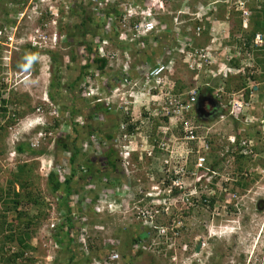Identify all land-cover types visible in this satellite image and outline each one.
<instances>
[{
	"label": "rangeland",
	"instance_id": "rangeland-1",
	"mask_svg": "<svg viewBox=\"0 0 264 264\" xmlns=\"http://www.w3.org/2000/svg\"><path fill=\"white\" fill-rule=\"evenodd\" d=\"M31 1L32 0H0V27L4 30L5 35L14 36L13 42H8V44L3 43L4 40L0 39V85H3L1 89L3 93L2 98L6 100L10 99L14 102L9 105V108L12 112H15L16 115L13 117L12 113L9 114V119L8 115L0 118V124L6 127L5 131L2 132L3 142L0 141V192L8 188L12 170L22 162V159H28L27 155H16L15 157L12 155L14 154V147L18 139L21 141H31L30 144H32L34 141L31 139L36 137L38 132L42 131L40 127L33 129V127L31 128L30 126L36 122L43 124L47 122L46 124L51 126L56 117L49 115L50 110L55 108V110H59L58 113L62 112L65 115V105L68 104L71 106L74 97L78 94L79 97L83 98V104L93 101L90 106L96 105V101L92 98L85 99L83 97L84 86L94 88L96 87L94 85L95 82L101 83L98 78L94 76L90 78L88 76L86 80L83 79L82 82H80L76 94L68 89L69 84L74 82L81 63L86 61L84 59L85 57L81 58L78 55V48L83 47V42L94 40L91 35H88L87 38H82L78 35L76 40H73L71 43H65V32L81 21L79 12L77 11L78 13H74L73 11V9H78L79 1L54 0L52 3L40 2L36 11L34 9L35 4L31 3ZM184 1L186 0L182 2ZM197 3L192 2V5ZM174 5L178 6L179 2L176 1ZM85 8H87L85 17H92V14H94L92 9L89 7ZM46 9L49 10V13L50 9H53L56 14L52 15L45 13L43 16L38 14ZM56 19H58V22L55 26L52 20ZM94 19H96L98 23L100 22L97 15H95ZM78 25L80 29H82V26L80 24ZM60 27L63 29L62 31ZM40 29L43 34H46L48 40L50 39L51 41L49 42L48 48L45 50L40 49L38 46L37 55H35L32 48L35 49L36 47L29 45L27 40L28 36L31 34L38 36L39 33L37 30ZM76 30L78 31L79 29ZM250 30L251 28L246 31L249 32ZM55 33H58V44H54L55 46L52 45L53 48H50L51 42H54ZM224 34L226 36L227 31ZM97 35L100 34L97 33ZM61 41H64V43ZM171 44L173 48L176 45L173 41ZM148 51L149 49L138 56L139 60H136L137 64H144L146 62L144 60L146 54L152 57V59L149 60L150 62L152 61V63L158 61L160 54L164 57V53H161V51L156 50L154 54H150ZM240 51L241 56L245 55V58L242 59L246 62L247 54L242 53V50ZM51 54H55L54 57H56L57 63ZM72 56H75V60H72ZM115 64L114 66L107 67L106 78H108L107 80H109L110 86H113V82L118 80V74L115 72L118 71V67ZM247 65L251 70H253L252 67H256L252 66V62L247 63ZM94 70L95 69L92 68L89 72H94ZM53 72H57V76L60 75L62 84L64 85V89L61 88L56 90V92H61L57 97V102L52 101L49 97L51 81L54 75ZM176 74L178 78L187 82L185 83L186 90L195 86L196 83L194 81L196 79L192 78V72L188 70L186 66H183L181 62L178 63ZM110 76L112 79L111 82L109 79ZM66 87L67 89H65ZM79 89H81L80 93ZM227 101L228 100H226V102ZM114 102L113 110L118 113L120 110L119 105L117 100ZM39 107L42 108L40 114L37 110ZM82 111H84L83 107L81 108V113ZM145 112L146 111L136 108L131 114H135V118H139L140 120L138 122L142 123L140 132L143 133V137L154 128L153 124L155 121L159 122V126L157 125L155 131L157 138L163 137L161 130H164V126H167V128L171 130L169 121H167L166 124L164 120H161V122L156 120V118L161 119V117L157 115L158 111L153 109V107L150 112L156 117L153 118L151 121L152 123L148 125L147 121L149 120L147 118L152 117L148 116L144 118ZM148 114L149 112L147 115ZM251 114L256 117L264 115V101L259 102L258 106ZM38 116L42 117L37 118ZM80 116L83 115L81 114ZM114 116L116 118V123L118 119L121 122L123 121L120 115L114 114ZM262 117L264 119V116H261V118ZM11 118L16 119V121L13 123ZM239 120L240 126L246 128L249 126L247 125V122H249L248 120H250L249 117H242V115H239ZM91 123L96 124L98 128H102V131H99L97 134L98 144H100L98 147H100V150L97 151L95 149L94 153L88 152L87 156L88 159L92 160L93 164L96 165V169H100L99 162L104 158V156L101 155L108 151V147L102 144L107 141V135L110 133L107 132L115 123H113L112 119H109V116L104 117L103 113L97 115L95 120L91 121ZM204 125L211 128L210 134L212 137L210 138L214 140V144H212L213 148L210 146L211 152L209 154L207 166L210 167L209 164L217 162L215 168L217 173L215 175L212 173H210V175L206 174V176L202 177L200 188H215V205L212 208L201 206L195 210L188 211L187 216L184 215L185 223L184 227L181 229V235L171 239L174 247L172 245L171 247L169 246L170 240L160 237L158 232L156 234V231H152L151 228L148 229L145 227L146 230L145 228L142 229L144 232L146 231L147 234L145 236L147 241L142 244V254L134 255L131 251H127V255L133 257V264H264V157L260 158L255 156L252 158L251 155H247L248 157L250 156L252 160L245 156L246 160L244 161L239 160L237 154L234 153V151L238 152L237 148L230 151L229 148L231 143L228 138L229 136H235L237 134L235 130L236 123L233 121L232 117L223 119L217 116L213 120H207ZM248 131L250 130L248 129ZM248 131L242 130L239 132L242 140L249 139V137L255 139L250 136V132ZM251 132L254 135L256 134L255 130H251ZM142 136H138L137 140H134L132 148H139V145L143 143ZM175 136H178V132H175ZM261 136H263L261 138H263L264 144L263 133ZM99 137L104 139V142ZM164 138L168 142H171H169L171 144L169 148L172 149V143H174V141L172 142V135L170 134L167 137L164 136ZM49 141L47 140L41 143V148L49 149L54 152L55 143L54 141ZM253 144L255 146L259 145L257 139H255ZM123 146L124 142L122 143V147ZM117 147H119V145ZM118 151H120V149ZM260 155H264V152H260ZM44 156L46 159L51 158L55 161V157L52 154L43 155L39 158L41 159ZM140 157H142L141 152L132 156L130 159L131 166L127 168L128 171L124 170L123 173L122 168H125V166L122 163L121 168H119V173L124 175H121L123 178L120 186H128V190L132 189L134 195L139 194L142 189L144 192L149 191L148 188H150L151 185H155L160 180V178L157 179L160 175L156 172L159 166L158 160L147 159L143 156L142 161ZM157 157L162 158V155L159 154ZM41 162L42 160L37 159L36 165L38 167L35 169V175L37 174L39 177H37L36 181L33 183V189H36L38 192L40 190L41 195L45 197L47 203V199L51 200L53 198L46 189V181L43 179L45 177L40 175L39 168ZM150 170H152L153 173L155 172V178L153 177V179H149L150 175H147ZM238 180H242L244 184H247V187L242 189L237 187L234 182ZM224 183L227 184L225 187L223 186ZM76 188L78 189L79 186L77 185ZM76 198L79 197H75L72 200L71 206H75L74 201H76ZM72 203H74V205ZM92 207L93 206L90 207V210L88 209L89 213L87 220V222H89V253L87 257L78 254L77 259H73L71 264H91L94 258H105L107 254L110 253V248L105 246L108 240H117V244L120 242V244H122L124 240L128 243L130 234H127L128 237H124L122 235L123 230L130 229L131 234H138L139 231H141L138 230V226L141 228L144 227L140 225L139 221L135 220V211L131 206H119V208L121 207L120 213H116V215H114V213L104 214L98 218L97 215L94 216L91 212ZM72 208L71 211H73ZM184 210L185 208H183V211ZM27 212L33 213L34 210L28 208ZM42 212L44 213V211ZM45 213V217L43 215L39 216L41 225L38 229L36 227L38 231L32 240V244L38 246L35 247L34 253L30 252L32 253L31 256L35 257L36 260L39 261V264H53L54 262L56 264H69L71 253L66 250L62 251L53 244V231L49 229L48 225L54 215L53 207L48 203ZM35 214H37L36 211ZM99 219L103 220V222L100 221V223H98ZM160 222L163 225L167 223L164 219ZM72 223L74 225L76 223L78 224V222L75 223L73 219ZM83 225H85V222H83ZM151 231L152 233H150ZM200 239L206 244L202 245L199 253H196V243ZM1 245L2 243L0 242V246ZM118 246L120 247V245ZM122 246L125 248L124 244H122ZM6 248H12V251H16L17 249L16 246L12 247L10 245H6ZM49 250L51 251L50 253L48 252ZM49 255L53 256L51 260ZM175 256L176 259L173 260L172 258Z\"/></svg>",
	"mask_w": 264,
	"mask_h": 264
},
{
	"label": "built area",
	"instance_id": "built-area-1",
	"mask_svg": "<svg viewBox=\"0 0 264 264\" xmlns=\"http://www.w3.org/2000/svg\"><path fill=\"white\" fill-rule=\"evenodd\" d=\"M78 1L85 7L91 8L92 12L98 14L97 16L100 15L102 20L106 18V10L118 9L108 20L106 19L104 31L107 32V36H110V38L115 37L116 41L124 42L125 46L126 44L131 45L134 43L136 47L144 49L146 46L142 43L143 38L165 33L168 30L173 32L177 37L176 43L178 44L172 49V52L164 49V57H160L155 64H142L137 70L133 69L134 57L130 52L116 48L111 40H108L107 37L104 38L97 46L98 55L101 58L105 57L109 60V67L114 66L116 63L118 71L115 72H119L120 78H117L118 80L113 82L114 86L110 90V95H107V93L103 94L102 90H106V88L98 85L99 82H95L94 85L96 87L94 88L84 86V96L87 98L99 96L97 101L105 102L107 105H110V108L111 104L117 100L120 108L119 111L124 116H130L136 108L149 111L150 116L152 115L150 110L153 107V109L158 111L157 115L161 118H168L171 130L167 126H164V130H161L163 137L154 139L153 143L148 142L152 138L150 135L146 134L144 137L142 136L143 133L140 132L141 125H138V127L128 133L125 132L128 124H122L123 135L112 142L107 141L102 144L107 147L111 145L117 147L119 145L122 163L125 168H128L134 149L132 148L133 142L137 140L138 136H142L143 143L139 145V150L144 156L146 155L147 159L158 160L159 166L156 172L160 175L157 178H160V180L155 185H151L148 188L149 191L143 192L140 190V193L135 195L132 189L128 190V186H123L127 191L123 193L124 197L118 196L119 198L122 197V203L120 204H118L117 199L111 198L108 194L101 193L96 205H94V213L100 216L109 213L116 215V213H120L121 211V207L119 208V206H131L132 202H136V206L132 207L135 211V220L143 222L145 227L156 231V234L158 232L160 237L170 240L169 246L171 247L172 245L174 247L171 239L181 235V229L185 223L184 215L187 216L188 211L195 210L201 206L212 208L210 202L215 195L214 189L209 187L201 189L200 185L202 177L206 176V174L210 175L212 173L215 175L217 173L216 170L207 166L211 152V144L208 142L211 137V128L193 117L199 95L198 87H196L197 83L190 90L177 92L178 77L176 68L178 63L181 62L192 73H198L195 75L196 80L202 73L208 72L213 77H217L221 74L228 76L231 72L243 70V67L240 68L241 70L230 67V62L236 57L233 51L239 55L241 54L239 52L241 49L237 45L230 47L223 45L222 49L217 46L216 48L212 47V45L216 42L225 44L226 41L230 40L232 28L230 26L231 11L239 13L244 30L252 29L253 12L250 7L252 0H199L194 5L190 4L188 0L184 1L177 9L172 7L173 4L171 2H166L167 0H142L139 2L136 0ZM50 10L53 15L56 14L53 9ZM57 22L58 19L52 20L55 26ZM207 27H210L209 31L207 30L209 32L208 43L207 39L203 36ZM41 31V29L37 30L39 33L37 37L30 36V41L34 46H39L40 49L45 50L48 48L51 40H48L46 34H43ZM226 31L227 37L224 34ZM57 35L55 33L54 42H51L50 48H53L52 45L58 44ZM13 40L14 36L9 37L10 42H13ZM150 43H152V40H150ZM251 49L252 51L248 54L250 58H254L255 52L264 49V30L255 34ZM173 52H177V56L181 57L177 58V60L173 59L171 57ZM205 65L207 67L219 65V70L215 71L211 67H205ZM94 77L102 81L104 86L109 81L106 78V74L100 72L95 73ZM250 88L252 91L248 99H245L243 91L239 94L228 95L227 103L221 105L223 111L227 112L226 116L222 118L234 117V119L239 120V115L249 117L250 120H248L247 125L253 124L255 129L252 130L256 131L258 129L264 135V119L259 124V118L251 114L258 103L255 94L258 87L254 83H251ZM220 91H223V88L217 90V92ZM37 110L41 112L42 108L39 107ZM49 115L56 116L58 115V111L53 109L49 112ZM153 117L156 116L153 115ZM138 121L139 118L132 116L131 124ZM64 129L62 128L61 131ZM175 132H178V136H175ZM170 134L173 137L172 142L174 141L172 149L169 148L171 142L169 141V143L164 138V136L167 137ZM47 135L49 137L52 136L51 133L40 132L38 136L34 137V142L31 146L34 149L39 148L41 141ZM97 138L96 135L91 136L93 145L91 146L88 142L86 144V151L94 153L95 149L97 151L100 150ZM228 139L231 145L237 144V136H229ZM240 141L241 145L249 144L251 146L254 143L250 137L249 139H240ZM123 142L124 146L122 147ZM154 142L157 145H154ZM155 148L159 150L156 152ZM236 148L238 150V147ZM230 151L233 150L231 149ZM249 153H252L251 149ZM159 154L162 155V158L157 157ZM12 155H16V152ZM140 158L143 160L142 157ZM38 160H42L39 168L42 177H48L52 171H55L58 175L64 173L63 168L56 166L53 159H46L44 156L41 159L38 158ZM63 165L64 167L67 166V160L63 161ZM154 173L152 170L147 173V175H150L149 179H153ZM203 194H206V198H202ZM71 202L70 208L73 207L72 214L77 215L75 209L77 208V202L74 201L75 206H71ZM142 202L145 203V208L140 207L139 204ZM47 203L53 207L54 217L48 225L49 229L53 231L65 219L62 212L56 209L59 204L57 198L47 199ZM74 203L72 204L74 205ZM183 208H185L184 211ZM82 211L80 214L83 216L81 228L78 229L77 234L73 233L72 236L76 238V251L78 254L87 257L89 253V222H87L89 212L86 206ZM162 219L167 221L166 225L158 224V221ZM83 222H85V225H83ZM53 244L55 247H58L56 242H53ZM117 245V240H108L105 246L116 250L110 251L105 258H94L91 264H127L118 251ZM48 252L50 253L51 251L49 250ZM49 257L51 260L53 256L49 255ZM172 259L175 260L176 256Z\"/></svg>",
	"mask_w": 264,
	"mask_h": 264
},
{
	"label": "trees",
	"instance_id": "trees-1",
	"mask_svg": "<svg viewBox=\"0 0 264 264\" xmlns=\"http://www.w3.org/2000/svg\"><path fill=\"white\" fill-rule=\"evenodd\" d=\"M137 2L142 0H136ZM179 2V5H174L175 2ZM183 0H167L166 2H171L173 5L172 7L174 9H177V7H180L181 2ZM79 7L78 9L74 10V13L79 12V17L81 18L80 24L82 29H80L78 24H75L72 26V28L68 29L67 32H65L66 40L65 43H71L73 40H76L77 36L84 38L88 35L92 36V39L89 40V42H83V47L78 48V55L81 58H84L86 61L84 63H81L79 72H77L75 76L74 82L70 83L68 86V89L72 92H75L78 90L80 82H82L83 79H87L89 77H93L95 73L100 72L102 74L107 75V67H109V60L105 57L101 58L98 55L97 46L100 42L103 41L104 38L107 37L108 40H111L116 46V48L122 50V51H131L130 54L137 56L136 60L138 59V56L144 52H146L149 49V53L154 54L156 50L161 51V53H164L165 47L167 45L171 44L172 41L175 44L177 42L176 35L168 30L165 33H160L158 35H152L149 38H143L142 43L146 46L143 48L136 47V44L132 43L124 45V42L116 41L115 37L107 36V32L104 31L107 20L111 17L113 13H116L118 9H110L106 10V18L102 20L101 16H97L98 19H100L99 23L97 22L95 18V15H98L97 13L92 14V17L86 16L87 8L82 3H78ZM77 5V6H78ZM251 11L253 12L252 15V29L248 32L244 30V28L241 25V20L239 18V13L237 11H231V38L230 40L226 41L225 44H220L219 42H216L212 47H219L222 49V46H232L237 45L239 49H241L243 52L247 54L246 62L240 58L237 59L236 57L230 62V67H235L237 69L242 68L245 66V72L243 70L239 72H231L228 76L219 75L217 77H213L210 73H202L195 83H197L198 86V93H203V95H212L213 97L220 98L223 103H227L226 100H228V97L223 95H229V94H239L240 92H244L245 99L249 98L250 92L252 91L250 88V82L253 81L257 86L258 90L255 92L256 98L258 99L257 106L259 102L264 101V49H260L259 51L255 52L254 55L257 56V61L253 62L248 58V54L252 51L251 45L253 38L256 33L262 32L264 30V0H252L251 1ZM80 9V10H79ZM173 9V10H174ZM78 11V12H77ZM107 19V20H106ZM80 20V19H79ZM1 28V27H0ZM61 31L63 30L60 27ZM76 29H79L78 31ZM209 29L210 27H207L206 30L203 33V36L207 39V43L209 42ZM208 30V31H207ZM98 31V32H97ZM104 31V32H103ZM100 34V35H97ZM150 40H152V43H150ZM169 41V42H168ZM64 43V41H61ZM169 43V44H168ZM178 46V45H177ZM180 46V45H179ZM30 47V46H29ZM169 50L172 52L173 47H168ZM114 49V47H113ZM34 50L35 55H37V49L32 48ZM241 53V51H239ZM51 53V52H50ZM234 55L237 56V52H234ZM174 54V55H173ZM53 56V59L56 60L55 54H51ZM173 55V56H172ZM177 52H173L171 54V57L175 60L177 58H180L181 56H177ZM238 57L240 55L238 54ZM145 59L151 60L152 57L146 54L144 56ZM72 60H75V56H72ZM253 70L250 69V67L247 65V63H251ZM57 63V62H56ZM180 63V62H179ZM240 63H242V67H239ZM246 63V64H244ZM184 66V65H183ZM251 66V65H250ZM178 67V66H177ZM207 67V65H205ZM211 67V66H210ZM209 66L207 68H210ZM95 69L94 72H89L90 69ZM213 70L218 71L219 65H213L211 67ZM259 70V72L257 71ZM118 74L117 78H120L119 72H116ZM53 78L51 81V87L49 91V97L52 101L57 102V97L61 92H56V90L63 88L64 85L62 84V80L60 75L57 76V72H53ZM192 78H195V75L198 73L194 72L192 73ZM240 75V76H239ZM111 82V76L109 77ZM109 82V81H108ZM177 92H184L186 91V81L181 80V78L177 79ZM192 85V84H191ZM193 87V86H192ZM191 87V88H192ZM3 88V85H0V118L5 117L9 114H12L13 117H15V112H12L10 110L9 105L14 103L10 99H4L2 98L3 93L1 89ZM190 88V89H191ZM223 88V91L217 92V90ZM67 89V87L65 88ZM189 89V90H190ZM83 91V90H82ZM81 92V89H79V93ZM217 98V99H218ZM219 100V99H218ZM83 98L79 97V94L74 97V101L69 106L68 104L65 105V118L64 116L61 118H55L53 121V124L51 126L46 127V132L51 133L52 136L49 137L48 135L44 140L41 141V143L45 141L55 143V150L54 152L49 149H42L41 143L39 148L34 149L30 142L25 140L17 143L15 145V151L19 156L27 155L28 159H22V162L11 172L9 185L6 190H1L0 192V242L2 245L0 246V264H35L36 260L34 258H30L26 256V253L29 252H35V248L31 245V242L34 238V235L37 233L38 227L41 225V221L39 216H44L46 211V200L45 197L41 195L40 190L39 192L36 191V189H33V183L36 181L37 177L35 175V169L38 167L36 164L37 159L40 156L52 154L55 157V165L61 166L64 170V173L62 175H58L55 171H52L48 177H45L46 181V189L51 194L52 198L58 199V206L57 210L59 212H62L64 216V222L60 223L56 229L53 230L52 238L57 243V245L60 247V250L67 251L71 253V257L69 259V264L72 263L73 259H77L78 252L76 251L77 245L75 242V237L72 236L74 233H78V229L81 228V222L83 220V216L80 215L83 211V208L86 206L87 209H90L92 204H96L101 193H105L111 196V198L117 199L118 204L122 203V197H124L123 193L127 190H124L123 186H120V183L122 182V175L118 172V155L116 154V151L114 148H110L108 152L103 153V164L105 167L100 169H96V165L93 164L92 160L88 159V156L86 153V144L89 142L90 145H93V142L91 141V136L96 134L99 131H102V128H98L96 124L91 123V121L94 120L95 116L99 113H104L107 116H109L113 123H116L113 116L111 115V111H109L106 107L103 106V104H96L92 107L90 106L92 103L88 102L86 104L82 103ZM18 103V102H17ZM83 107L82 113L81 108ZM149 111L146 110L144 113L145 118L149 116L147 115ZM83 115L86 119V122L84 125L78 124V117L80 115ZM152 118H147L149 121H147V124L150 125L153 120V115H150ZM193 117H195L193 115ZM130 119L129 116L124 118L123 122L127 123V121ZM196 119V117L194 118ZM156 120L160 121L164 120L165 123L168 121V118H156ZM198 121V119H196ZM11 121L13 123L16 121V119L11 118ZM233 121L236 123V135L237 136V144L231 145L230 150H234L236 147H238V152L235 151L234 153L237 154V157L239 160H246L247 155H251L252 158L255 156L257 157H264V155H260V152H264V144H263V136L262 131H259L258 129L255 131V135L251 132L252 129H255L254 125L251 124L246 127L240 126V120L233 119ZM156 122V121H155ZM153 124L154 128L148 132V135L151 137L157 139V135L155 134L157 125L159 126V122H156ZM64 125L65 130L70 128L71 132L66 133L64 131H61L62 126ZM119 125V121L116 124H113L112 131L114 127L116 128ZM101 127V126H100ZM134 125L130 124L127 127V132H131L134 130ZM6 127L0 124V141L3 142V134L2 132L5 131ZM248 129L250 131H248ZM242 130H246L250 132V136L257 139V142H259L258 146L253 145H241L240 139L242 137L240 136ZM116 131V130H115ZM112 132L109 133L108 139L113 140L115 136ZM239 133V134H238ZM212 137V135H211ZM253 139V141H255ZM211 144V147L213 148L214 140L209 138L208 141ZM153 143V142H152ZM154 145H157V143L154 142ZM263 146V147H261ZM224 147V146H223ZM93 148V147H92ZM156 152L159 150L158 148H155ZM252 150V153H249V150ZM248 152V153H247ZM114 154V155H113ZM246 156V157H245ZM248 158H251L250 156ZM251 158V160H252ZM67 160V166L64 167L63 161ZM100 164V163H99ZM101 165V164H100ZM209 166L215 170L217 166V162L209 164ZM110 172L115 176L114 179H112V176L110 175ZM122 175V176H121ZM218 182V181H217ZM234 184L239 188L247 187V184H244L242 180H238L237 182H234ZM79 186L77 189L76 186ZM227 184L224 183L223 186L225 187ZM215 189V188H214ZM228 190V189H226ZM143 191V189H142ZM144 192V191H143ZM234 192V191H233ZM122 196L119 198L118 196ZM143 196V195H142ZM74 197L76 198L77 202V215H73L71 208H70V201L73 200ZM215 195L212 197V200L210 202V205L213 207L215 204ZM202 198H206V194H203ZM136 202L131 203V207L136 206ZM140 207L145 208V203H140ZM34 210L33 213L27 212V209ZM35 211L37 214H35ZM44 211V213L42 212ZM96 214H94L95 216ZM45 217V216H44ZM101 217L97 214V218ZM72 219L75 220V225L72 223ZM103 222V220L99 219L100 223ZM138 221V220H137ZM96 223V224H98ZM140 225H143V222H139ZM158 224L160 225L161 222L158 221ZM80 225V226H79ZM144 226V225H143ZM37 227V229H36ZM144 227L138 226L139 233H130V229H124L122 232V235L124 237H128L127 234H130L128 243L122 241V244L125 245V248L120 245V247L117 245L118 251L122 253L125 260L128 261V264H133L132 260L133 257L128 256L127 251H131L134 253V255H141L142 254V244L147 241L145 239L146 231L144 232L142 229ZM146 230V228H145ZM118 243V241H117ZM6 245L10 246H16L17 249L15 252H13L11 249L6 248ZM141 245V246H140ZM138 246H140L138 248ZM63 248V249H62ZM121 248V250H120ZM8 250V251H7ZM116 250L113 248H110V251ZM126 251V252H125ZM74 255V256H73ZM87 260V258H86ZM53 264H56L55 262Z\"/></svg>",
	"mask_w": 264,
	"mask_h": 264
},
{
	"label": "clouds",
	"instance_id": "clouds-1",
	"mask_svg": "<svg viewBox=\"0 0 264 264\" xmlns=\"http://www.w3.org/2000/svg\"><path fill=\"white\" fill-rule=\"evenodd\" d=\"M54 0H34V2H33V4H35L34 6H35V11H36V8H37V6H39V4H40V2L41 3H52ZM50 6V5H49ZM47 7H48V5H47ZM49 8V7H48ZM49 10L48 9H46V10H44L43 12H40V13H38L39 15H41V16H43V14H45L46 12H47V14H52L51 13V10H50V13L48 12ZM42 13V14H41ZM53 15V14H52ZM0 32H1V35H0V39L1 40H4L3 41V43H5V44H8V42H10L9 41V37H11V36H7V35H5V33H4V30L2 29V28H0ZM58 34V33H57ZM6 36V37H5ZM30 36H36L37 37V35H30ZM30 36H28V40H27V43L29 44V45H33L32 44V42L30 41ZM58 36V35H57ZM22 45V44H21ZM24 45V44H23ZM34 46V45H33ZM36 47V49H38V47L37 46H35ZM248 58L251 60V61H253V62H256L257 61V56L256 55H254V58H250L249 56H248ZM246 66V65H245ZM245 66H243V69H244V71H245ZM92 73V72H91ZM251 83H254L253 81H251L250 82V84ZM104 83H102V81H101V83H98V85H100L101 87L103 86L104 88H106V90H102V92H103V94H105V93H107V95H110V90H111V88L114 86V84H113V86H110L109 85V82L107 81V83H106V86H104L103 85ZM255 84V83H254ZM109 85V86H108ZM256 85V84H255ZM258 87V86H257ZM103 94H102V96H103ZM223 96H226V97H228V95H223ZM83 97L85 98V99H91V98H87L86 96H84V94H83ZM201 97H203V98H205V101H206V103L208 104L211 100H215L218 104H219V115L218 116H220L221 118L223 117V116H226V114H227V112H225V111H223V109H222V106L220 105V102H223L220 98H218L217 96L216 97H213L212 95H203L202 93H199V95H198V101H199V99L201 98ZM98 98H99V96H94L92 99L93 100H95L96 101V104H103V106L104 107H106L109 111H111V115L114 117V120L116 121V118H115V116H114V114H118V115H120L121 117H122V120H124V118H126L127 116H124L122 113H121V111H119L118 113H116V112H114V110H113V106H114V103L113 104H111L112 106H111V108H110V105H107L105 102H98L97 100H98ZM219 100H218V99ZM257 99V98H256ZM258 100V99H257ZM198 101H197V103H198ZM89 102H93V101H89ZM196 107H197V104H196ZM196 107H195V117H196V119H198V121H200V122H204V124H205V122L206 121H203V120H201V119H199L198 118V116H197V113H196ZM256 107H257V105H256ZM54 110H55V108H53ZM52 109V110H53ZM52 110H50V112L52 111ZM57 111H59V110H57ZM214 111H215V108H214ZM213 111V112H214ZM39 112V111H38ZM39 114H40V112H39ZM99 114H101V113H99ZM98 114V115H99ZM104 114V113H103ZM106 114H104V117H107V116H105ZM44 116V115H43ZM64 116V118H65V115H64V113H62V112H59L58 113V115H56V116H52V117H57V118H61V117H63ZM97 116V115H96ZM95 116V117H96ZM132 116L133 117H135V114H133V115H130L129 117H130V119L127 121V123H125V122H121L119 119H118V121H119V125L116 127V134H115V136H114V139L113 140H115L116 138H118V137H121L122 135H123V131H122V129H121V126H122V124H128V125H130L131 124V119H132ZM42 116H38L37 118H41ZM142 117H144V116H142ZM194 117V118H195ZM145 118V117H144ZM227 118H230V117H227ZM258 118H259V116H258ZM109 119H111L110 117H109ZM232 119H234V117H232ZM263 119V117L262 118H259V124H260V121ZM80 120V121H79ZM94 120H95V118H94ZM145 120V119H144ZM118 121H117V123H118ZM140 121V120H139ZM82 122H84L82 125H84L85 124V122H86V119H85V117L84 116H79L78 117V124H80L81 125V123ZM47 123V122H46ZM46 123H40V122H36L35 124H32L30 127L32 128L33 127V129H37V128H41V130L42 131H40V132H45L46 133V127L48 126ZM167 123V122H166ZM116 124V123H115ZM142 123H139V122H134L133 123V125L135 126L134 128H136V127H138V125L140 126ZM249 125V127H251L250 126V124H248ZM113 126V125H112ZM111 126V127H112ZM110 127V128H111ZM62 128H64V125L62 126ZM118 129V130H117ZM64 132H66V133H70L71 132V129L70 128H68V129H64L63 130ZM40 132H38L37 133V136H38V134L40 133ZM125 132H127V130L125 131ZM129 133V132H128ZM97 134H98V132L96 133V134H94V135H96L97 136ZM114 134V133H113ZM109 135V134H108ZM107 135V136H108ZM100 138V137H99ZM34 139V137L31 139V140H33ZM103 142H104V139H102V138H100ZM154 139L155 138H150V141H148L149 143H152L153 141H154ZM158 139V138H157ZM107 141H109V142H112L113 140H108V139H106ZM156 140V139H155ZM107 141H105V142H107ZM19 142H21V140H19L18 139V142L17 143H19ZM31 142V141H30ZM142 144V143H141ZM140 144V145H141ZM110 148H114V150H116L117 149V151L119 150V148L118 147H115V146H113V145H111V146H108V148H107V150H109ZM86 151V150H85ZM14 152H16L15 151V148H14ZM89 151H87L86 153H88ZM106 152H108V151H106ZM119 152L120 151H118V152H116V154L118 155V163L121 165V163H122V157H121V155L119 154ZM138 152H140V150H139V148L138 149H133V151H132V156H135V154L136 153H138ZM105 153V152H104ZM16 155H18L17 154V152H16ZM16 155H14V157L16 156ZM144 155L142 154V157H143ZM98 157V156H97ZM144 157H146V155L144 156ZM132 158V157H131ZM130 158V159H131ZM143 161V160H142ZM93 162V161H92ZM130 162V161H129ZM123 164V163H122ZM129 165L131 166V164L129 163ZM122 170H123V173H124V170H127L128 171V169L127 168H122ZM94 205H96V204H92V209H91V212L93 213V214H95L94 213ZM90 210V209H89ZM88 210V211H89ZM53 242H55L54 240H53ZM205 242H203L202 243V245L204 244ZM206 244V243H205ZM31 245L35 248V247H37L38 245H36V246H34V244H32V242H31ZM59 247V246H58ZM60 248V247H59ZM13 252H15V251H13ZM197 253V252H196ZM120 254L122 255V253L120 252ZM32 255V253H26V256L27 257H30V258H34L35 260H36V258L35 257H32L31 256ZM122 257H123V255H122ZM123 259H124V257H123ZM124 261H125V263H127L128 264V261L127 260H125L124 259ZM39 261H37L36 260V263L35 264H39L38 263Z\"/></svg>",
	"mask_w": 264,
	"mask_h": 264
},
{
	"label": "water",
	"instance_id": "water-1",
	"mask_svg": "<svg viewBox=\"0 0 264 264\" xmlns=\"http://www.w3.org/2000/svg\"><path fill=\"white\" fill-rule=\"evenodd\" d=\"M200 99H202V101L205 102V98L201 97ZM204 102H203V105H201L199 103V101L197 103L196 113H197L198 118L203 120V121L215 119L219 115V104L215 100H211V102H214L215 111L212 113H209V112L207 113L205 111V108L203 107ZM202 243H203V240H201V239L196 243V249L195 250L197 253L200 252V250L202 248Z\"/></svg>",
	"mask_w": 264,
	"mask_h": 264
},
{
	"label": "crops",
	"instance_id": "crops-1",
	"mask_svg": "<svg viewBox=\"0 0 264 264\" xmlns=\"http://www.w3.org/2000/svg\"><path fill=\"white\" fill-rule=\"evenodd\" d=\"M186 1H188V0H186ZM186 1H185V2H186ZM189 2H190V4H192V2H196V3H197V2H199V0H189ZM181 3H184V2H181ZM181 5H182V4H181ZM231 27H232V23H231ZM173 43H174V42H173ZM170 45L172 46V44H169L167 47H165V49H166V50H169L168 47H171ZM126 46H127V45H126ZM175 46H176V45H175ZM172 47H173V46H172ZM129 52H131V51H129ZM132 56L134 57V66H133V69H134V70H137V68L140 67L142 64H137V63H136V57H137V56H134V55H132ZM160 57H162L161 54L159 55L158 59H159ZM236 58H237V59L245 58V55H242V56L240 55V57H238V53H237ZM144 60L146 61L144 64H146V63H150V64H151V63H152V61L150 62L149 60H147V59H145V58H144ZM155 63H156V61H155ZM155 63H152V64H155ZM244 64H246V63H244ZM239 67H242V63H240ZM237 68H238V67H237ZM243 71H244V69H243ZM257 71L259 72V70H257ZM244 72H245V71H244ZM239 76H240V75H239ZM223 104H224L223 102H220V105H223ZM225 104H226V103H225ZM261 116H264V115H261ZM261 116L259 115V118H261ZM112 128H113V127L109 128V131H108L107 133H109V132L114 133V131H115L116 129H115V127H114V129H113V131H112ZM117 130H118V129H117ZM100 162H101V163H100ZM100 162H99V163H100L101 165L99 164V167L102 168V165H103V167H105V165L103 164V161H100ZM119 165H120V164H119ZM119 165H118V167L121 168V165H120V166H119ZM105 168H106V167H105ZM118 172H119V169H118ZM110 175L112 176V179H114L115 176H114L111 172H110Z\"/></svg>",
	"mask_w": 264,
	"mask_h": 264
},
{
	"label": "flooded vegetation",
	"instance_id": "flooded-vegetation-1",
	"mask_svg": "<svg viewBox=\"0 0 264 264\" xmlns=\"http://www.w3.org/2000/svg\"><path fill=\"white\" fill-rule=\"evenodd\" d=\"M203 102L204 101H202V99H200L199 100V103L201 104V105H203ZM204 108H205V111L208 113H212L213 111H214V102H209L208 104L206 103V101L204 102V106H203ZM116 152H117V149L115 150ZM114 155V154H113ZM101 156H103V155H101ZM118 159V158H117ZM100 161H103V160H100Z\"/></svg>",
	"mask_w": 264,
	"mask_h": 264
}]
</instances>
